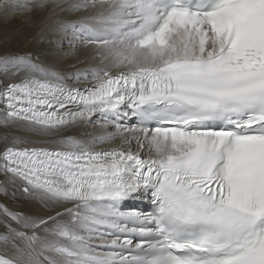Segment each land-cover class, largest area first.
<instances>
[{
	"label": "snow or ice",
	"instance_id": "obj_1",
	"mask_svg": "<svg viewBox=\"0 0 264 264\" xmlns=\"http://www.w3.org/2000/svg\"><path fill=\"white\" fill-rule=\"evenodd\" d=\"M0 8L81 14L57 31L99 61L80 88L0 56V191L49 213L0 204V264H264V0Z\"/></svg>",
	"mask_w": 264,
	"mask_h": 264
},
{
	"label": "bare ground",
	"instance_id": "obj_2",
	"mask_svg": "<svg viewBox=\"0 0 264 264\" xmlns=\"http://www.w3.org/2000/svg\"><path fill=\"white\" fill-rule=\"evenodd\" d=\"M67 2L71 3L73 0H67ZM80 15L64 12H58V14L53 15L47 10H40L31 15L6 16L3 8H0V31L2 29L12 34L13 29H18L16 35L9 38L11 43L18 40L20 44H24L31 50V56L37 62L52 67L65 76L73 77V79L68 80L70 86L84 87L85 85L83 83L78 84L74 77L77 74H90L93 68L99 66L98 59H93L95 49L79 47V42L71 41L70 32L65 35L57 31V20L71 22L78 19ZM70 43H75L77 46L70 47ZM0 79H3V77L0 76ZM4 131L3 128H0V136L4 135ZM98 131L97 127L86 126L80 129H73L71 134L80 139H89L90 137L85 135L86 133H96ZM32 139L42 142L40 137H32ZM118 145L119 141L104 147H116ZM2 179L3 177L0 176V181ZM3 186L0 183V188ZM13 191L14 189L10 185L8 186L7 195L0 191V204L6 205L14 212H21L33 217L49 215L39 200L24 198L19 193H17V198L13 199ZM3 231L4 229L0 227V232Z\"/></svg>",
	"mask_w": 264,
	"mask_h": 264
},
{
	"label": "rangeland",
	"instance_id": "obj_3",
	"mask_svg": "<svg viewBox=\"0 0 264 264\" xmlns=\"http://www.w3.org/2000/svg\"><path fill=\"white\" fill-rule=\"evenodd\" d=\"M13 33H7V31L2 30L0 31V56L4 54H27L32 55L31 50L27 48L24 44H20L18 40L11 43L9 39L11 36H15L18 32V29H13ZM9 39V40H8Z\"/></svg>",
	"mask_w": 264,
	"mask_h": 264
}]
</instances>
